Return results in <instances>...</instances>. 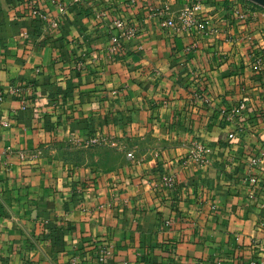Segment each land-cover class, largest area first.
I'll return each mask as SVG.
<instances>
[{"label": "crops", "instance_id": "0c3cea01", "mask_svg": "<svg viewBox=\"0 0 264 264\" xmlns=\"http://www.w3.org/2000/svg\"><path fill=\"white\" fill-rule=\"evenodd\" d=\"M0 264H264V12L0 0Z\"/></svg>", "mask_w": 264, "mask_h": 264}, {"label": "built area", "instance_id": "2783aa9c", "mask_svg": "<svg viewBox=\"0 0 264 264\" xmlns=\"http://www.w3.org/2000/svg\"><path fill=\"white\" fill-rule=\"evenodd\" d=\"M200 10H201L200 3H196L193 5H186L181 10L178 11L175 17H170L164 20L161 23V26L164 28L175 30V31L188 30L197 21ZM114 24L116 27L121 29V32L117 36L113 37L112 39L113 48L117 49L118 47H120L121 39L129 40L132 37H134L136 33V29L134 27L125 28L124 23L120 19H117V18L114 20ZM10 92L14 93L15 89L12 88ZM232 137L233 135L230 134L229 138H232ZM208 152L209 150L206 146H204L203 144H197L196 151L194 152L193 157L197 161H199L201 164H203L206 162ZM255 162L256 161L254 160L252 164H255ZM245 180L252 182V183L256 181L252 177H246Z\"/></svg>", "mask_w": 264, "mask_h": 264}, {"label": "rangeland", "instance_id": "374dc122", "mask_svg": "<svg viewBox=\"0 0 264 264\" xmlns=\"http://www.w3.org/2000/svg\"><path fill=\"white\" fill-rule=\"evenodd\" d=\"M243 1L245 2V4L251 5L252 7L258 8L260 11L264 12V8L263 7L251 2L249 0H243ZM248 7H250V6H248Z\"/></svg>", "mask_w": 264, "mask_h": 264}, {"label": "water", "instance_id": "95a60500", "mask_svg": "<svg viewBox=\"0 0 264 264\" xmlns=\"http://www.w3.org/2000/svg\"><path fill=\"white\" fill-rule=\"evenodd\" d=\"M249 1H251V2H253V3L264 8V0H249Z\"/></svg>", "mask_w": 264, "mask_h": 264}]
</instances>
